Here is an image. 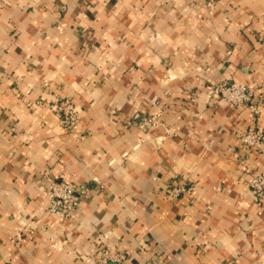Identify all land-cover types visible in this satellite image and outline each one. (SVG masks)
Here are the masks:
<instances>
[{"label": "crops", "instance_id": "obj_1", "mask_svg": "<svg viewBox=\"0 0 264 264\" xmlns=\"http://www.w3.org/2000/svg\"><path fill=\"white\" fill-rule=\"evenodd\" d=\"M225 81L258 113L209 92ZM256 124L264 0H0V264H264ZM53 182L82 190L69 219Z\"/></svg>", "mask_w": 264, "mask_h": 264}, {"label": "built area", "instance_id": "obj_2", "mask_svg": "<svg viewBox=\"0 0 264 264\" xmlns=\"http://www.w3.org/2000/svg\"><path fill=\"white\" fill-rule=\"evenodd\" d=\"M219 1L222 0H209L210 4ZM208 89L214 97L226 101L234 109L249 108L254 113L259 111V107L253 102L252 90L243 83L225 81L208 87ZM50 108L60 116V124L65 130H73L80 121L78 108L70 98L61 97L50 105ZM240 140L247 151L260 153L264 148V128L259 124L249 127L242 134ZM248 186L256 195L264 199V173L253 177ZM50 189L51 204L49 211L60 215L63 220L71 218L77 211L80 202L82 190L79 185L53 182ZM188 191L190 188L182 184H172L170 195L177 198Z\"/></svg>", "mask_w": 264, "mask_h": 264}]
</instances>
